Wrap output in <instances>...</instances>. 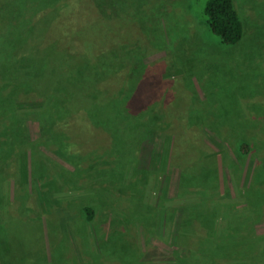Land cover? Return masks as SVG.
Wrapping results in <instances>:
<instances>
[{
  "label": "rangeland",
  "instance_id": "obj_1",
  "mask_svg": "<svg viewBox=\"0 0 264 264\" xmlns=\"http://www.w3.org/2000/svg\"><path fill=\"white\" fill-rule=\"evenodd\" d=\"M205 1L0 0V186L10 191L5 210L0 187V222L19 264H264V0H235V46L210 35ZM86 55L133 67L128 85L140 61L165 82L153 86L164 119L204 127L208 148L198 156L184 136L173 153L171 137L154 132L139 157L140 132L102 104L114 128L91 136L73 97L96 71L80 66ZM77 110L87 122L62 121ZM227 124L249 127L225 137L207 127ZM91 148L120 164L90 173L65 161Z\"/></svg>",
  "mask_w": 264,
  "mask_h": 264
},
{
  "label": "trees",
  "instance_id": "obj_2",
  "mask_svg": "<svg viewBox=\"0 0 264 264\" xmlns=\"http://www.w3.org/2000/svg\"><path fill=\"white\" fill-rule=\"evenodd\" d=\"M199 16L206 24L210 35L213 36L220 45L235 46L242 40L244 29L241 18L237 10L235 9V0H206L203 3ZM135 61L133 62L135 63ZM81 62H83L80 64L81 67L88 65L87 67L89 68L93 65V67L96 69L95 73L92 76L85 75L84 89L77 87V94L73 96L75 99H77L78 105L81 104L80 101L82 102L79 107L84 106L82 110L87 113L86 115L88 122L78 114L77 110L76 116H67L66 118L61 117L64 123H67L73 119L83 120L88 123L87 129L89 130V134L91 136L93 134L94 138L102 137L103 134L105 135L110 132L109 129L114 128V125L111 124L113 122H111L110 120L108 121L110 122L111 126L107 125L109 124V122L105 121L107 119L104 115V108L101 106L102 104L103 106H111L112 108H114V111L116 113H119V115H121L122 117L126 116V119L130 122V126L132 127V132L135 133V130H138L140 132L138 135L140 138V146L138 148L139 157L147 156L149 154V140L152 138L154 132H162L166 135V137H171L173 141L171 145L173 153L175 150H177V141H180L184 136L187 138L189 137V139L192 141L189 144L190 149L193 150V152L197 153L198 156H200L199 153H201L200 149H204L207 147L205 143L202 144L199 134V130H203L204 127H188L181 124L174 125L173 123H168V121L164 119L165 116H163V114L165 108L162 106V99L160 98L161 96H159L162 95V92L158 93V91L154 89L153 86L156 81L160 82V84L162 85H164L165 82H163L162 78L156 80L155 76L152 75V72L149 75H145L146 69L145 67H140V61H136V63L139 62V66H136L139 73H135V81H130V85L125 84L124 82L126 77H132L134 71H131L134 68H130V74H128V72H126V68H124L123 62L119 63V67H113L111 70H109V68L107 67L102 66L104 63L99 61L98 58L94 56L89 57L88 55H86L82 58ZM47 102H49L47 106L50 108L52 106V103L48 99ZM51 113L52 112L48 110V108H46L42 113V117L44 116L45 120L47 119V121L51 122L52 117L55 114L54 113L52 115ZM207 127L216 136L225 137V135H228L229 132L234 131L238 134H241V132H244L245 129L247 130L249 126H236L234 124H227L217 126L211 125ZM193 139H195L194 142ZM238 146V150L240 153H247L249 149L247 144L240 142ZM94 148L89 149V152L85 153L87 155L83 154L78 157H75L77 153H70L73 156H69V158L65 161L73 160V164L75 166H79V170L82 169V171H86L88 169L90 173L93 169L96 168L98 170H101L111 164H114V167H116L117 164H120L117 158L116 160L112 157L110 159L104 158V160H101L100 157H104V153H100L99 150ZM180 152H185V149L182 148V146L180 148ZM136 163L137 162L132 160V164L134 166L133 171L135 170V167H137ZM54 164L57 165L56 163ZM54 175H56V178H58V174ZM35 176L37 181L40 183L42 175L41 178L40 175L36 174ZM262 179L259 181L261 182ZM147 182V178H143L141 180V184H145ZM231 182L232 184H234V186L239 185L238 179L236 180V177L232 179L231 176ZM251 182L252 181H250L249 184H251ZM0 187H2L1 189H3V196L5 195L4 197H6L7 199V204L4 206V209L8 210L10 206V191L6 186ZM6 190L8 191L6 192ZM82 213L85 223L89 225L92 224L95 216L94 209L92 207L85 206L82 209ZM4 225L5 223L0 222V264H19L16 257L13 256V252L8 246L7 241L9 238H6L5 236L7 228H4ZM6 225L8 227V224ZM192 253H194V256L197 255V253L195 252ZM146 257L148 256L144 255L142 258L143 264L149 263V261H151L150 263L162 261L161 259L165 258L162 255H158L154 258ZM160 263H164V261Z\"/></svg>",
  "mask_w": 264,
  "mask_h": 264
}]
</instances>
